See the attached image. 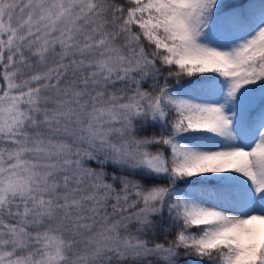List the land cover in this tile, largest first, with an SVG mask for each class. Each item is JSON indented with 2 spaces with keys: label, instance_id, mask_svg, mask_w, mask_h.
Returning a JSON list of instances; mask_svg holds the SVG:
<instances>
[{
  "label": "snow or ice",
  "instance_id": "1",
  "mask_svg": "<svg viewBox=\"0 0 264 264\" xmlns=\"http://www.w3.org/2000/svg\"><path fill=\"white\" fill-rule=\"evenodd\" d=\"M0 264H264V0H0Z\"/></svg>",
  "mask_w": 264,
  "mask_h": 264
}]
</instances>
